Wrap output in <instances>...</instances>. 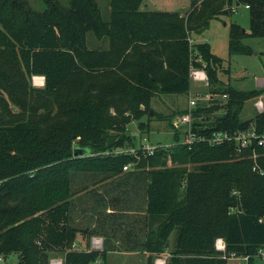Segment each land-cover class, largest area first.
<instances>
[{"label": "trees", "instance_id": "obj_1", "mask_svg": "<svg viewBox=\"0 0 264 264\" xmlns=\"http://www.w3.org/2000/svg\"><path fill=\"white\" fill-rule=\"evenodd\" d=\"M41 1L36 10L27 0H0V256L48 264L49 252L62 250L63 264H92L118 237L117 247L143 249L153 264L174 232L168 264H228L216 237L227 253L256 264L264 247V147L240 153L232 141L188 147L170 122L184 110L178 109L157 114L173 129L170 144L152 154L138 150V157L114 150L137 146L126 124L146 125L141 117L153 96L187 93L196 57L215 99L195 109L206 118L191 129L207 134L253 125L263 134L264 109L245 119L239 114L264 85L239 90L223 81V59L207 42L190 46L187 37L233 5H248L249 31L231 21L227 39L230 54L248 53L242 38L264 37V0H191L184 14L141 9L142 0H109L107 20L96 0ZM90 30L107 46L87 47ZM33 75L43 76L42 86L31 83ZM75 147L82 154L74 156ZM80 203V216L89 215L84 226L73 217ZM77 233L103 235L105 246L72 250Z\"/></svg>", "mask_w": 264, "mask_h": 264}, {"label": "rangeland", "instance_id": "obj_2", "mask_svg": "<svg viewBox=\"0 0 264 264\" xmlns=\"http://www.w3.org/2000/svg\"><path fill=\"white\" fill-rule=\"evenodd\" d=\"M29 5L36 10H41L44 4L41 0H27ZM64 5H68V0H60ZM191 0H142L140 8L144 10H159V11H177L186 13L190 9ZM99 15L104 20L110 16L109 0H96ZM231 21H236L246 32L249 31V14L248 9L244 4H235L232 11L228 14L219 15L212 18L206 28L200 33H191L192 42H207L210 50L222 60V72L219 73L220 78L239 90H249L264 85V37L260 36H245L242 38V43L250 47L248 53H229L228 51V28ZM107 42L105 37L98 38L93 31L86 32V44L89 48L104 47ZM31 83L35 86L43 85L42 75H33ZM263 96V95H262ZM186 93H160L153 96L149 102V114H144L141 121L146 123L142 128L138 125L137 120H130L126 124V134H128L134 145L146 143H171L173 129L167 119H162L157 116L161 113L163 116L171 114L173 111L183 109L186 106ZM254 99L247 100L240 111V118L245 119L253 116L257 111L254 108ZM132 146H124L116 148L114 153H126ZM78 181V180H77ZM79 184H82L79 181ZM84 204L80 203L73 213L74 222L80 226H84L89 215L80 216L81 208ZM105 211V209H103ZM110 210L107 208L106 211ZM87 240V246L84 245V239L79 234H75L71 249H94L101 250L105 246L103 235L93 234ZM92 238L99 241L98 245L92 244ZM174 232L169 235L168 242L163 250L154 258L153 264L161 262L168 264L171 256L172 242ZM109 245L113 249L105 252V257H97L92 264H146L147 254L143 249L136 248L134 250H124L117 247L119 244L118 237H111ZM64 251L52 250L49 252L48 264L53 259H60L63 264ZM16 253H11L5 258L0 256V264H14L16 262ZM241 264H245L240 260ZM256 264H263V260L259 258Z\"/></svg>", "mask_w": 264, "mask_h": 264}, {"label": "built area", "instance_id": "obj_3", "mask_svg": "<svg viewBox=\"0 0 264 264\" xmlns=\"http://www.w3.org/2000/svg\"><path fill=\"white\" fill-rule=\"evenodd\" d=\"M247 8L248 5H245ZM188 42L191 44L192 38L190 35L187 37ZM194 60L196 58H190L189 61V70L188 77L190 81V87L187 91V102L184 110L180 113L174 114L171 117V124L180 132V143L186 144L188 147L191 146L196 141H206L211 145H216L223 143L224 141H232L234 143L235 150L240 153L245 148L254 145H260L264 147V133L258 134L255 130V127L251 125L245 129L234 130L229 132L227 130H213L209 133H196L191 129V125L194 120H203L206 118V114L200 112L195 114L194 111L199 105L209 106L211 102L215 99L214 94L208 90H205L204 87L208 86V77L206 71L203 67L195 65ZM263 95V96H262ZM258 96L254 100V108L257 111L264 109V94ZM226 94H222L224 98ZM224 107L216 111V113L223 112ZM173 133V132H172ZM172 142V141H171ZM170 144V143H168ZM165 143H142L138 144L136 147L130 148L127 152L134 154L138 157V150H141L144 154H152L154 150L159 146H166ZM256 153L252 152L251 158L254 160L252 169H256ZM131 168V164H125L122 166L123 171H127ZM261 220L264 222V216L261 217ZM92 244L98 245L99 241L92 238ZM215 248L220 252L222 257H225L228 264H241L240 260H243L245 264H248V257L246 255H236L233 252H226L225 242L222 237H216L214 242ZM258 255L263 260L264 264V247L258 249ZM50 264H61L60 259H53ZM155 264H162L161 262H156Z\"/></svg>", "mask_w": 264, "mask_h": 264}, {"label": "water", "instance_id": "obj_4", "mask_svg": "<svg viewBox=\"0 0 264 264\" xmlns=\"http://www.w3.org/2000/svg\"><path fill=\"white\" fill-rule=\"evenodd\" d=\"M238 4V3H237ZM242 31H244V28H242ZM82 152H83V149L82 148H74L73 149V155L74 156H76V155H78V154H82Z\"/></svg>", "mask_w": 264, "mask_h": 264}, {"label": "crops", "instance_id": "obj_5", "mask_svg": "<svg viewBox=\"0 0 264 264\" xmlns=\"http://www.w3.org/2000/svg\"><path fill=\"white\" fill-rule=\"evenodd\" d=\"M104 46H107V42H105ZM77 234H79L80 237L84 239V245L87 246V240L84 238L85 236H82L80 233H77ZM91 236H92V235H91ZM87 249H88V248H87ZM87 249H79V250H87ZM3 258H5V257H3ZM15 263H16V262H15ZM15 263H14V264H15Z\"/></svg>", "mask_w": 264, "mask_h": 264}]
</instances>
